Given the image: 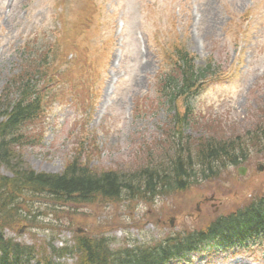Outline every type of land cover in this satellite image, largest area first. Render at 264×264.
<instances>
[{"label": "rangeland", "instance_id": "obj_1", "mask_svg": "<svg viewBox=\"0 0 264 264\" xmlns=\"http://www.w3.org/2000/svg\"><path fill=\"white\" fill-rule=\"evenodd\" d=\"M177 47L195 68L208 59L220 68L219 77L204 79L187 101L191 117L205 122L184 129L182 142L206 128L215 137L242 135L263 118L264 0H0V95L23 72L28 55L45 56L44 80L60 74L57 85H46L55 95L46 114L23 131L35 142L16 149L25 166L55 174L80 156L94 170L128 173L164 157L171 117L177 112L180 119L185 104L179 99L175 111L170 108L156 81L170 70ZM238 167L245 168L243 175ZM0 174L11 176L2 165ZM258 191H264V153L153 201L63 207L34 199L28 205L42 214L36 223L4 234L54 247L69 244L74 233L103 235L111 248L125 241L151 244L201 227ZM172 264H264V237L224 250L206 246Z\"/></svg>", "mask_w": 264, "mask_h": 264}, {"label": "trees", "instance_id": "obj_2", "mask_svg": "<svg viewBox=\"0 0 264 264\" xmlns=\"http://www.w3.org/2000/svg\"><path fill=\"white\" fill-rule=\"evenodd\" d=\"M47 51L54 55L50 46ZM173 55L170 70L157 77V91L174 111L179 99L185 109L180 119L177 112L171 117L168 147L161 146L164 157L149 160L127 173L94 170L79 156L70 159L55 174L26 167L16 150L35 142L26 138L23 131L42 120L49 102L55 99L46 85L48 82L57 85L60 79L57 74L44 80L47 68L44 55L27 56L23 72L5 83L0 95V166L11 172L10 177L0 174V264H67L60 260L64 257L71 258L72 264H172L206 246L224 250L264 237V191L254 193L242 205L215 216L201 227L167 234L151 244L125 241L122 247L111 248V239L103 235L74 233L69 244L54 247L49 241L25 244L5 236L4 231L15 232L20 225L28 227L41 217L37 208L28 205L34 199L45 198L63 207L90 205L98 200L153 201L159 195L183 191L199 180L217 176L228 166L244 164L252 153H264V116L262 119L259 116L257 124L242 135L215 137L206 128L196 138L184 135L192 144L182 142L184 129L194 131L205 122L191 117L187 101L208 79L219 77L220 68L212 59L195 68L192 57L181 47L175 48Z\"/></svg>", "mask_w": 264, "mask_h": 264}, {"label": "water", "instance_id": "obj_3", "mask_svg": "<svg viewBox=\"0 0 264 264\" xmlns=\"http://www.w3.org/2000/svg\"><path fill=\"white\" fill-rule=\"evenodd\" d=\"M258 170H262V166H259ZM238 173L239 174H244L245 173V168H243V167L238 168Z\"/></svg>", "mask_w": 264, "mask_h": 264}]
</instances>
